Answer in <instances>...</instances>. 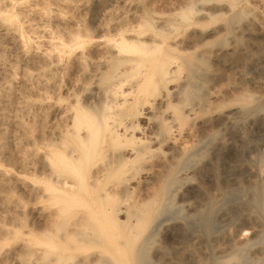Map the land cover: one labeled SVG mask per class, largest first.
<instances>
[{
	"label": "bare ground",
	"instance_id": "obj_1",
	"mask_svg": "<svg viewBox=\"0 0 264 264\" xmlns=\"http://www.w3.org/2000/svg\"><path fill=\"white\" fill-rule=\"evenodd\" d=\"M222 1L179 0L165 14L143 8L105 28H68L58 47L62 55L52 62L77 75L65 88L71 97H58L65 103L55 107L56 125L44 126L40 148L30 151L39 154L45 183L37 198L52 208L31 215L42 222L37 227L33 217L29 223L24 264H150L152 225L171 204L174 186L187 180L184 171L196 149L215 137L211 129L219 120L255 99L240 95L230 107L216 102L220 65L233 69L257 54L264 57L262 45L252 50L212 41L240 22L242 33L255 40V30L264 31V14L248 17L235 0ZM220 15L222 24L203 25ZM2 17L8 31L20 30L12 16ZM229 177L245 188L236 175ZM34 186L28 187L31 201ZM249 212L241 204L239 214L248 218ZM247 244L224 264L264 261V248L250 259L238 254ZM93 246L101 250L84 251ZM166 250L159 249L158 264H190L166 256Z\"/></svg>",
	"mask_w": 264,
	"mask_h": 264
},
{
	"label": "rangeland",
	"instance_id": "obj_2",
	"mask_svg": "<svg viewBox=\"0 0 264 264\" xmlns=\"http://www.w3.org/2000/svg\"><path fill=\"white\" fill-rule=\"evenodd\" d=\"M177 1L0 0V264L25 263V235L33 222L31 215L40 207L46 212L52 208L46 198H37L45 183L39 154L32 156L30 151L40 148L44 126L56 125L55 107L65 103L58 97L66 99L72 94L65 88L77 74L73 68L61 70L52 62L53 56L62 55L58 47L68 39V28H105L143 8L165 14ZM234 4L248 10V17L264 14V0H235ZM8 15L17 22L18 32L6 29L8 22L2 16ZM224 19L220 15L203 25L217 26ZM242 23L235 24L229 34L220 32L212 41L244 44L252 50L257 44L264 46V31L256 29L255 40L242 33ZM259 57L257 54L246 65L233 69L218 67L220 92L216 102L230 107L237 104L235 99L240 95L255 99L239 114L219 120L211 129L215 137L196 149L184 171L187 180L174 186L169 209L152 225L146 245L150 264L159 263L161 247L168 249L166 256L176 261L188 259L190 264H224L226 256L246 242L250 244L238 254L249 259L264 248V57ZM233 174L248 189L229 179ZM30 185L37 190L32 201ZM137 193L135 190L133 195ZM241 204L250 206L248 218L239 214ZM41 222L35 215L33 223L38 227ZM100 250L93 246L84 251Z\"/></svg>",
	"mask_w": 264,
	"mask_h": 264
}]
</instances>
